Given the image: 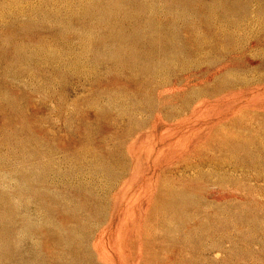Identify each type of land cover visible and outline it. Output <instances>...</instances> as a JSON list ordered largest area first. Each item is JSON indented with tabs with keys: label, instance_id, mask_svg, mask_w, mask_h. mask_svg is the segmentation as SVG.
Listing matches in <instances>:
<instances>
[{
	"label": "rangeland",
	"instance_id": "rangeland-1",
	"mask_svg": "<svg viewBox=\"0 0 264 264\" xmlns=\"http://www.w3.org/2000/svg\"><path fill=\"white\" fill-rule=\"evenodd\" d=\"M0 264H264V0H0Z\"/></svg>",
	"mask_w": 264,
	"mask_h": 264
}]
</instances>
